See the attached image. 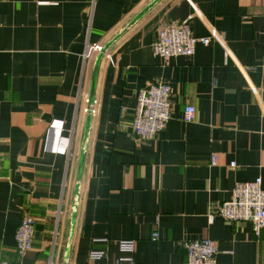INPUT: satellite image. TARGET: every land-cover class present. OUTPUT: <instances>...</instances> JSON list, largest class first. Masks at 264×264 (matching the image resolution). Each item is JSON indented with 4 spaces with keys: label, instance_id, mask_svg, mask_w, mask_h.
<instances>
[{
    "label": "crops",
    "instance_id": "0c3cea01",
    "mask_svg": "<svg viewBox=\"0 0 264 264\" xmlns=\"http://www.w3.org/2000/svg\"><path fill=\"white\" fill-rule=\"evenodd\" d=\"M181 21L217 35L166 61L153 43ZM99 42H112V58L99 67L74 227L98 54L84 55ZM158 81L172 87L171 119L139 139L137 94ZM257 177L264 188V0H0V264H179L183 242L203 238L215 264H264V229L210 218ZM25 215L34 243L20 255ZM93 250L106 254L92 261Z\"/></svg>",
    "mask_w": 264,
    "mask_h": 264
},
{
    "label": "built area",
    "instance_id": "2783aa9c",
    "mask_svg": "<svg viewBox=\"0 0 264 264\" xmlns=\"http://www.w3.org/2000/svg\"><path fill=\"white\" fill-rule=\"evenodd\" d=\"M216 32L211 36L197 37L188 21L172 22L160 29L157 40L153 43L155 54L169 60L177 56H191L196 46L200 43L208 45L216 37ZM105 44L93 43L85 53V59L99 54ZM104 57L111 60L112 52L108 49ZM83 111L87 113L88 97L84 99ZM172 87L170 84L158 81L149 83L141 88L137 94V105L132 121V128L139 139H154L167 126L171 119ZM99 110V103L95 99L92 114ZM196 118V108L187 105L184 110V119L192 122ZM213 163L217 157L213 155ZM234 165V163H232ZM220 216L230 222L250 221L257 236L264 229V188L262 179L257 177L251 181L237 183L231 192V198L218 205L217 211L210 218ZM35 221L33 216L25 215L16 232V246L20 255H24L33 247ZM158 233H154L157 239ZM119 246L123 251L133 252L135 241L120 240ZM186 261L179 264H215L217 245L210 238L186 240L183 242ZM104 250L91 251L92 261L102 259Z\"/></svg>",
    "mask_w": 264,
    "mask_h": 264
},
{
    "label": "water",
    "instance_id": "95a60500",
    "mask_svg": "<svg viewBox=\"0 0 264 264\" xmlns=\"http://www.w3.org/2000/svg\"><path fill=\"white\" fill-rule=\"evenodd\" d=\"M112 42H109L103 50L97 55V59L95 62V65L93 67V72H92V81H91V88L88 96V104H87V116H86V123H85V138L83 141L81 153H80V158H79V165H78V170H77V177H76V185H75V201L73 203L74 211L72 212V225L75 227L76 224V218H77V209H78V203H79V196H80V183L82 180V172L84 168V162H85V151L87 148V141H88V136L90 132V127H91V122H92V109L94 105V101L96 99V84H97V77H98V72H99V67L102 58L104 57V53L110 48ZM65 263H68L65 261Z\"/></svg>",
    "mask_w": 264,
    "mask_h": 264
}]
</instances>
